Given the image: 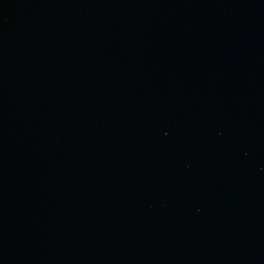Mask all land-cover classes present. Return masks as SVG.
Wrapping results in <instances>:
<instances>
[{"label": "water", "instance_id": "1", "mask_svg": "<svg viewBox=\"0 0 264 264\" xmlns=\"http://www.w3.org/2000/svg\"><path fill=\"white\" fill-rule=\"evenodd\" d=\"M0 264H264V0H0Z\"/></svg>", "mask_w": 264, "mask_h": 264}]
</instances>
